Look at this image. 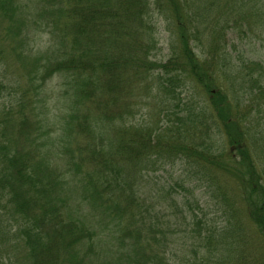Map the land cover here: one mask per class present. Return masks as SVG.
<instances>
[{
  "label": "trees",
  "instance_id": "1",
  "mask_svg": "<svg viewBox=\"0 0 264 264\" xmlns=\"http://www.w3.org/2000/svg\"><path fill=\"white\" fill-rule=\"evenodd\" d=\"M53 1L75 9L78 21L72 28L68 21L61 19L66 16L64 9L53 12L48 25L43 28H49L48 33L57 39L60 53L56 55L52 51L49 57L45 52L43 56L25 54L17 63L28 70L24 82H18L15 77L8 78L12 86V90L7 91L8 101L18 94V106L3 102L0 107V224L6 220L8 232L20 244L19 249L4 250L7 258L12 259L9 264H95L92 258L98 247L94 246L95 235L107 236L110 247L124 244L129 249L133 248L134 253L137 252V257L132 260L134 264H164L161 261L165 248L161 249V244L166 247L168 240L159 228L153 211L155 205L149 202L153 190L156 187L159 190L161 178L155 176L151 180V174L168 163L170 167L178 165V172L169 181V187L177 196L170 205L175 211L172 216L179 213L184 225V208L192 205L187 203L189 192L192 193L193 187L206 176L211 177L213 172L222 173L230 159L225 157L226 152L215 153L214 146H206L207 138L219 133L221 124L227 143L234 146L241 157L238 162L247 167L245 174L252 175L248 180L255 177L260 183L259 188L255 183L250 184L255 197L247 207L252 220L264 231V180L260 182L264 171L258 172L255 156H252L260 152L261 156L255 158H261V164H264V144L254 132L250 133L251 139L246 143V115L239 118L232 114L231 101L222 91L225 88L219 86L207 70V66L220 67L218 58L213 56L203 66L198 61V53L202 50H194L190 44L203 47V55L206 47L214 51L219 35L214 25L222 19L213 17L212 24L201 33H191L190 24L186 26L190 19L183 9L181 11L180 0H166L165 10L174 22L177 34L168 64L161 65L163 71L167 68V74H159L160 71L155 73L159 65L153 68L149 60L150 52L157 48L158 43L155 21L150 14L153 11L161 13L159 4L152 5V0L50 2ZM219 1L222 2H218V8L225 9L222 11L225 21L230 24L238 17L244 23L238 30L240 39L247 37L252 23L264 13H258L259 8H264V0H235L233 5L230 0ZM4 4L5 0H0V9ZM246 18L249 19L244 20ZM114 19L117 20L114 22ZM123 28L129 36L120 34L119 29ZM18 37L9 39V53H4L0 43V59L16 54L14 50L21 46V37ZM245 42L239 44L244 46ZM230 43L236 46L233 41ZM178 65L186 67L183 73L186 80H181L199 86L204 91L203 98L192 87L178 93L179 87L188 86L180 83L176 75L170 76L173 67ZM177 70L181 74V68L177 67ZM62 71L70 77L65 86L76 83L75 98L68 102L69 112L64 113V123L55 127L36 110V103L45 80L52 73ZM0 77V90H5L4 74ZM97 86L103 89V93ZM155 88H158L157 94L161 98L157 106L164 105L165 119L157 126L146 125L140 118L128 121L131 113L135 112L132 101L136 96L143 90L152 92ZM123 91L127 97L125 102L118 98ZM262 118L260 116L259 121ZM115 119L117 123L113 122ZM209 128H214L215 132L210 134ZM187 129L186 138H183L178 131L184 133ZM14 131L27 142L29 140L31 152L28 158L25 153H18L22 146L11 137ZM74 133L81 139L70 141L69 137ZM40 141L41 145L52 149L51 156L45 157L35 149ZM49 163L60 169L63 177L54 175V170L45 177L48 185L58 177L68 184L64 214H60L56 207V186L46 190L42 180L35 177L38 167ZM154 180L156 185L153 187ZM149 182L151 187L148 190L146 184ZM219 186L225 203L219 218L227 220V223L222 230H217L213 227L215 218L211 219L209 228L213 245L209 252L212 255L222 248L229 261L236 255L233 246H244L248 237L241 233L240 226L227 230V225L232 224V203L228 197L235 198V191L232 195L222 192V180ZM251 197L248 195L246 199ZM186 210L192 218V235L194 220L198 225L207 226L189 209ZM174 218L171 226L177 228L180 223L176 221L177 217ZM216 232L222 234L221 238L215 237ZM244 253V249L241 250L242 256ZM222 264H225L224 260Z\"/></svg>",
  "mask_w": 264,
  "mask_h": 264
},
{
  "label": "rangeland",
  "instance_id": "2",
  "mask_svg": "<svg viewBox=\"0 0 264 264\" xmlns=\"http://www.w3.org/2000/svg\"><path fill=\"white\" fill-rule=\"evenodd\" d=\"M50 1L51 0H5L4 8L0 9V43L1 47L5 50L4 53H9L7 47L9 46L10 38L19 36L18 38L20 39L21 37V46L14 50L16 54H13L11 57L8 54L4 57L2 56L3 60L0 59V76L4 74L2 81L7 85L5 90H0V107L3 102L6 104L12 103L15 107L18 106V94L12 96L11 101H8L7 91L12 87L8 78L15 77L18 82H24V76L28 74V70L17 63L26 56L25 54L32 53L33 55L43 56L45 52L47 57H49L52 51H54L56 55L60 53L61 49L57 39H54L52 35L48 33L50 30L49 28H43L48 25L49 20H51L53 16V12L58 9H64L66 16L61 19L68 21L72 28L75 27L78 21L79 15L75 9L65 6L63 2ZM234 1L235 0H230L232 5ZM218 2L221 3L222 1L218 0ZM218 2L214 0H180L179 7L182 6L181 11L183 9L186 13L185 15L192 20H189L186 26L190 24L191 33L194 34L201 33L205 27L212 24L213 17H219V20L222 19L214 25L219 31L215 50L211 51L206 47L204 56L199 59L201 64L205 66L208 63L207 60L213 58V56L218 58L217 63L220 67L207 66V70L212 74L217 84L225 88V90L222 91L231 101L229 104L230 106H228L232 114L239 118L242 115H246V143L251 139L250 133L254 132L255 137L260 141L262 140V144H264V13L252 23L251 31H248L247 37L240 39L238 30L241 28V25L244 26V23H241V19L239 20L238 17H235L236 21L230 24L227 20L225 21L226 17L222 12L224 8H218L220 6ZM165 3L166 0H154L153 5L159 4L160 7L158 9L161 13L153 11L150 14L152 21H155L156 35H158L159 39L158 45L160 51H156V56L158 59L162 60H165L171 53V46L174 45L176 41L174 34H177L176 26L165 10ZM261 12H264V8H259L258 13ZM148 13L149 11L147 14ZM200 13H202V15H200ZM217 14H219V16H217ZM248 19L249 18H246L244 20ZM115 20L117 19L113 21L115 22ZM115 25L118 26L117 24ZM119 32L122 36H129L128 31L124 28L119 29ZM255 35L256 37H254ZM230 41H233L236 46H231L232 44ZM242 41H246L244 46L239 44ZM16 43L17 40L12 46ZM191 45L194 50L203 51V47L192 43ZM240 51L242 52L241 55ZM9 57L10 59L6 61ZM177 67L181 68V74L178 73ZM185 71L186 67L179 65L173 67L171 71L170 76L176 75L180 83L188 84L186 88L179 87L178 93H184L187 89L192 87L193 91L197 92L198 90L197 93H200L203 98L204 95L202 92L204 91L200 90L199 86H196L193 82V85H191V82L184 83L186 78L183 73ZM166 72L167 68L164 70V74H167ZM227 73L229 74L228 76L226 75ZM66 80H70L67 72L52 73L45 80L42 88L43 90L39 93L38 102L36 103V110L46 116L49 123L55 127H59L64 123V113L69 112L68 102H72L75 98L76 83L65 86L64 83ZM97 88L103 93V89L100 86H97ZM160 90L162 93L164 92L162 85H160ZM139 92H137V94ZM157 92L158 88H155L152 92L145 90L140 92L132 101L133 110L135 112L131 113L128 117V121L140 118L146 125H159L162 120L165 119V112L162 111L164 108L163 104L157 106L159 99H161ZM118 98L123 102L127 100L124 91L118 95ZM260 116H263L261 119L262 121H259ZM156 121L159 123H156ZM113 122L117 123V120L115 119ZM113 122L112 124L115 125ZM222 126L221 124L220 130H218L219 133L216 134H211L215 132V129L212 128V130H210L209 128L211 135L206 140V146H214L215 153L226 152L225 157L228 156L230 159H228L227 165L224 162L226 166L222 173L213 172L211 177L208 178L209 175L206 176V179H203L196 187H193L192 193L189 192L187 203L192 205L190 208H184V214L186 216L184 225L181 224L183 223L181 215L177 213L174 217H177L176 221H178L180 225L177 228L171 226L175 222V218L172 216L175 211L171 210L170 204L177 199V196L176 192L169 187V181H171L170 178L175 176V173L178 172V165L170 167L168 163L163 169L155 170L154 174H151V180L155 176L161 178V186L159 190H157V187L153 190L149 202L155 205L153 211L160 225L159 228L165 232V240H168L166 247L163 243L161 244V249L165 248V254H163L161 261L164 264H201L200 260L206 261L207 264H222L223 260L225 264L228 262L229 264H245V262L246 264H264V231L260 224H256L252 220L249 212L250 209L247 207L248 203L251 205L252 199L255 197L252 195L250 184L255 183L256 187L259 188L260 183L257 182L255 177L248 180L252 175L245 174V168L247 167L238 162V159L240 160L241 157L238 156L234 146L227 143L228 140H226L227 137L223 132ZM178 133H181L183 138H186L184 134L188 133V129L184 133L181 130L178 131ZM11 137L17 140L22 146L18 148V153H25L28 158V153L31 152L29 148L30 143L28 144L29 140L27 142V139H24L21 135H17L15 131L11 133ZM42 137L44 139L45 132ZM80 139L81 137L75 133L69 137L70 141ZM41 143L42 141L35 146L38 153L45 157L51 156L52 149L48 146L41 145ZM252 156L259 157L261 153L252 154ZM255 157V167L261 174V171H264V164H261V158L260 160H256ZM262 159L264 160V157ZM54 170L56 171L54 175L63 177L61 170L51 163L38 167L39 172L35 177L37 180H42V186L46 188V190L55 188L56 186L57 193L54 196V200L60 214H64L66 211L65 203L67 202L69 191L68 184H65L63 178L58 177L56 181L54 180L51 185H48L45 179V177ZM221 180L223 181L222 192L232 195V192L235 191V198L228 197L229 202L232 203L230 210L232 213V224L227 225V230L240 226L239 229L241 233L245 235V237H248L244 246L243 244H235L233 246L236 255L230 257L229 261L226 251L222 248L219 249L218 253L211 251L212 255L209 252V248L213 245L211 241L212 232L209 228V226L212 225L211 219L215 218L213 227L217 230H222L223 226L227 223V220L219 218L220 213H222V207H224L225 204L222 200V193H219V183ZM263 180L264 172L263 175H261L260 182L263 183ZM155 185L156 181L154 180L152 186L154 187ZM150 187L151 183L149 182L146 184V188L149 190ZM202 187L206 191H204ZM248 195L252 197L246 199ZM186 209H189L194 216L200 219L201 223L204 221L207 226L203 224L198 225L197 221L194 220V233L192 235L190 233L192 218L189 216L190 213L188 214ZM151 215L153 216L152 213ZM175 230L180 233L175 232ZM218 236L221 238L222 234L216 232L215 237L217 239H219ZM94 238V246L98 247L93 253V263L121 264L125 261V264H134L132 260H135L137 257V252H135V254L133 248L129 249V247L124 244L110 247L107 244L109 242L107 236L95 235ZM214 243H217L216 240ZM19 248L20 244L15 240L14 236L8 232L7 221L4 220L0 224V264H9L12 261V259L7 258L4 250ZM243 249L245 253L242 256L240 253ZM221 257L223 260H220Z\"/></svg>",
  "mask_w": 264,
  "mask_h": 264
}]
</instances>
